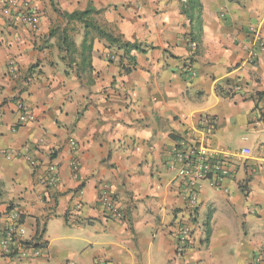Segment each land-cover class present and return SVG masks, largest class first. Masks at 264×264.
<instances>
[{
    "label": "crops",
    "instance_id": "1",
    "mask_svg": "<svg viewBox=\"0 0 264 264\" xmlns=\"http://www.w3.org/2000/svg\"><path fill=\"white\" fill-rule=\"evenodd\" d=\"M90 8L140 45L134 62L97 37L83 63L84 23L65 14ZM252 26L264 34V0H0V223L17 213L23 238L40 224L46 242L32 257L0 251V264H264V52L247 64ZM20 101L32 114L21 125ZM191 138L227 155L251 149L223 190L202 183L193 211L170 167ZM103 183L125 219L103 210ZM183 222L193 241L177 257Z\"/></svg>",
    "mask_w": 264,
    "mask_h": 264
},
{
    "label": "built area",
    "instance_id": "2",
    "mask_svg": "<svg viewBox=\"0 0 264 264\" xmlns=\"http://www.w3.org/2000/svg\"><path fill=\"white\" fill-rule=\"evenodd\" d=\"M22 13L23 21L36 28L39 20L35 11L26 7ZM250 38L248 44L244 48L248 51L246 62L254 64L259 55L264 52V34L260 27L252 26L249 28ZM109 59H115L116 55L108 52ZM189 75H195L192 64L187 65ZM235 91H240L241 86H235ZM18 124H25L32 119V114L28 110L23 101L19 105ZM214 119L204 116L200 119V124L204 129L213 127ZM71 145L76 148V141L71 140ZM251 155V149L243 147L232 154H223L215 150L209 149L196 138L183 140L176 148H174L170 167L176 169L179 177L183 179V189L187 204L193 211L199 202V190L204 181L209 180L212 185L219 189H224V182L237 176L240 164L245 163ZM74 164V172L78 169V165ZM55 165L49 166L46 182L50 187H56L59 179ZM101 206L103 210L116 219H125L126 212L122 210L115 198L111 194L110 187L107 183L102 185ZM25 230L20 224V217L17 213L11 216V222L3 225L0 223V251L3 255L13 256L20 255L22 257H32L44 253L45 247H35L33 245H25L22 243ZM193 227L189 222H183L177 236L176 255L182 257L186 250L192 245ZM99 264H110L105 257L98 259Z\"/></svg>",
    "mask_w": 264,
    "mask_h": 264
},
{
    "label": "trees",
    "instance_id": "3",
    "mask_svg": "<svg viewBox=\"0 0 264 264\" xmlns=\"http://www.w3.org/2000/svg\"><path fill=\"white\" fill-rule=\"evenodd\" d=\"M191 3L194 5L199 4V0H191ZM198 6L199 9H201L200 5ZM96 12H97L96 10L90 8L84 11H75L70 14L68 13L65 14V16L68 17L69 19L75 18L84 23L85 35L81 46V56L83 63L84 64L88 63V60L90 59L93 50L95 38L97 37L101 39H106L111 44H115V43L120 44V47H122L125 50V54H124L125 58L128 59L129 62H134L135 57L132 54V51L138 49L140 45H138L135 42L132 43L129 41H122L119 37L114 36L111 31L107 30L105 27H103L100 23H98L94 19L93 14ZM123 68L126 72L131 71V68L124 64H123ZM211 118L213 119V117ZM44 232H45V228L41 227L40 224H38L37 230L33 238H31L30 240H24L22 241V243L25 245H33L35 247H40V246L43 247L44 245H46V242L42 240Z\"/></svg>",
    "mask_w": 264,
    "mask_h": 264
}]
</instances>
